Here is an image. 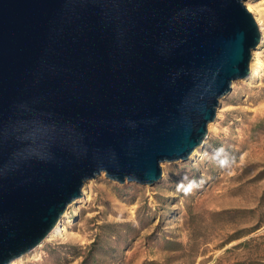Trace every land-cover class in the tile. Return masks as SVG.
Segmentation results:
<instances>
[{
  "label": "water",
  "instance_id": "obj_1",
  "mask_svg": "<svg viewBox=\"0 0 264 264\" xmlns=\"http://www.w3.org/2000/svg\"><path fill=\"white\" fill-rule=\"evenodd\" d=\"M246 0H0V264L101 176L154 186L202 148L261 35Z\"/></svg>",
  "mask_w": 264,
  "mask_h": 264
},
{
  "label": "rangeland",
  "instance_id": "obj_2",
  "mask_svg": "<svg viewBox=\"0 0 264 264\" xmlns=\"http://www.w3.org/2000/svg\"><path fill=\"white\" fill-rule=\"evenodd\" d=\"M245 3L264 20V0ZM258 64L220 101L200 159L163 164L151 187L91 180L68 238L25 264H264V49Z\"/></svg>",
  "mask_w": 264,
  "mask_h": 264
},
{
  "label": "bare ground",
  "instance_id": "obj_3",
  "mask_svg": "<svg viewBox=\"0 0 264 264\" xmlns=\"http://www.w3.org/2000/svg\"><path fill=\"white\" fill-rule=\"evenodd\" d=\"M248 1V0H247ZM246 9L252 14L260 35H261V42L260 45L251 53V61L249 63V76L247 77V79L243 80V81H250L252 80L255 76H258L259 70L257 68L258 64V57H259V53L262 51V49H264V20L262 21V19H260L258 16L255 15V10L254 7L249 4V3H245ZM232 87H234V83L232 84ZM212 126V125H211ZM210 126V127H211ZM206 140L204 141V144L202 147H205L206 145ZM202 157V153H200V150H196L194 152V154L191 156L190 160H198ZM103 175V174H102ZM89 183V182H88ZM87 184L84 185L83 189H82V198L79 199L78 201H76V205L79 206V208H84L90 201H91V194L90 191L87 190ZM69 210V209H68ZM67 212H65L64 216L62 217V219L58 222V224L55 226V228L52 230V232L47 236V238L43 241L42 244H40L34 251H32L29 255H25L24 257H21L15 261H13L11 264H25L26 262L30 261V260H37L38 259V250L41 248V246L43 244H45L46 242L49 241H54V240H65L66 238H68V232L66 229V225H70L71 224V220L67 219L66 222H64V217H67Z\"/></svg>",
  "mask_w": 264,
  "mask_h": 264
},
{
  "label": "trees",
  "instance_id": "obj_4",
  "mask_svg": "<svg viewBox=\"0 0 264 264\" xmlns=\"http://www.w3.org/2000/svg\"><path fill=\"white\" fill-rule=\"evenodd\" d=\"M262 199H264V192H263V195H262ZM258 228H255L253 231L257 230Z\"/></svg>",
  "mask_w": 264,
  "mask_h": 264
}]
</instances>
